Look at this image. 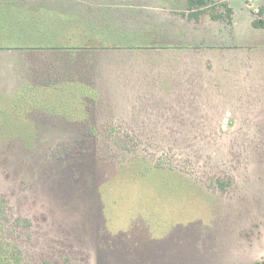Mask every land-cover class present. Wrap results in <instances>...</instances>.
Masks as SVG:
<instances>
[{
  "label": "rangeland",
  "instance_id": "obj_1",
  "mask_svg": "<svg viewBox=\"0 0 264 264\" xmlns=\"http://www.w3.org/2000/svg\"><path fill=\"white\" fill-rule=\"evenodd\" d=\"M150 3L156 15L185 7ZM257 5L218 0L213 26L224 31L223 43L205 38L191 57L181 52L174 66H159L163 74L200 63L186 78L172 73L147 85L140 78L132 88L127 69L143 74L155 65L139 57L144 32L111 24L88 30L100 51L97 90L90 78L87 87L78 78L52 85L29 71L38 57L50 63L58 56L54 46L83 20L80 8L56 16L50 30L32 9L1 11L0 198L32 222L14 234L28 261L264 264V23ZM115 9L109 20L143 14ZM39 33L55 38L37 42ZM203 57L219 74L206 77Z\"/></svg>",
  "mask_w": 264,
  "mask_h": 264
},
{
  "label": "crops",
  "instance_id": "obj_2",
  "mask_svg": "<svg viewBox=\"0 0 264 264\" xmlns=\"http://www.w3.org/2000/svg\"><path fill=\"white\" fill-rule=\"evenodd\" d=\"M152 1L154 0H0V5L6 6L5 8H0V13L2 14V16H4L5 13L1 11L5 10L6 12L7 10L8 12H11V14H13L12 12L15 11V14L18 15L16 12H25L24 10L32 9L36 11L35 13L42 19V21L45 18L46 22H48L46 28L50 30V28L55 29L56 27V23L54 21V18L56 16H59L60 18H69V16L71 15L69 13L70 11L73 12L76 9L80 8L81 11L84 12V15L82 17L83 20H79L78 24L73 26L71 32H68V30L65 32V36L63 37V39L66 40H64V43H62V45L54 46L56 48L54 49V53L58 56L55 57V59L50 60V63H47L48 57H38L36 59L38 62V69L36 70V64L34 65V70L30 69L33 67V65L30 63L29 71L33 72L34 77L47 78V82L49 84H52V82H54L51 81V79L53 78H78V83L80 85H84V87H87L88 78H90L95 83L94 88L96 90L97 88H101V86H103L99 81V78H101V68H99L98 64H95L94 61L95 56H97L100 51L96 50V43H94L96 42V38H93V33H90L88 30L100 26L108 27V24H111L112 28L120 27L121 29L127 30L128 26L131 27V30L140 29L144 32L142 34H139L140 41H145V43H138L141 45L138 48L144 51L145 55L139 57H142V61L145 62L148 59L153 60L155 62V65H152L151 69L147 73L143 74H140L139 72L133 71V69L128 68L127 70L131 72L129 76H131V83L133 84L131 85L132 88L135 85L134 81L140 78H142L143 80L142 84L146 85L149 84L150 77L159 78L172 73L177 76V79H181L184 77L186 78L190 71L196 69V67H199L200 63H195L193 64V66H191V64H187L188 68L183 69L173 67L172 69L166 70L163 68L164 72L170 71L163 74L160 73L159 66L164 63L165 65L173 64L174 66L175 61L179 59L177 57L182 54L181 52L187 54L186 58L191 57L190 53H193L196 50L198 52V48L201 47V45L206 47L204 43L205 38H215L216 41L213 44L216 45L223 43L218 39V36L223 34L224 31L213 26V24L216 23L207 13L202 14V16H199V18L195 17L194 15L198 10L188 7L189 4L187 3V0H169L170 3H176L178 1L182 2L183 6L185 5L184 9L171 10L162 8L159 9L160 12H166L160 15H156L158 11L157 8H153L150 6V2ZM213 1L215 3L218 0ZM247 1L248 4L251 5L255 2H258L260 4L257 5L258 7L254 11V13H261L264 23V0ZM119 5H127L130 6V8H137V10L135 9L136 12H143V14L141 17H139L137 14H132L128 19H123L117 14L111 20H109L108 12L116 13L117 9L115 8H117V6ZM193 16L195 18H193ZM10 18L11 17L8 15V18L6 19ZM73 21L74 19L72 20V22ZM16 27L17 26L15 25H11L9 28L13 31L18 32L19 30H16ZM79 28L81 29V32L79 31ZM215 29L220 31L216 32ZM84 30L86 31L84 32ZM151 30H155L154 33L159 36V41L153 42V40H151ZM40 34L41 33L37 35V42H39V40H41V42L42 40H46V43H50L55 38L54 34L50 35L48 33L43 37L40 36ZM164 34L169 35L164 36ZM129 44L130 45H128L126 49L131 48V42ZM38 47L41 48V46ZM89 58L92 60L90 61ZM186 58H183L182 56V59L185 62ZM200 61L206 63V65H204L205 69L200 67L206 73V77H209L211 74H219V71H221L219 69H209V65L211 63L210 58L203 57L202 59H200ZM215 61L218 64V68H222L224 66L220 62L224 61V58H222L220 61H217V59H215ZM181 70L187 73L185 75H180L179 71ZM52 85H47L46 87H50ZM196 87L197 88L195 89V91L199 92V82ZM195 97L197 98L198 94H195ZM83 98L86 100L87 96ZM155 106L156 105H153L152 107ZM158 107L159 106H157V108ZM148 108H151V106H148Z\"/></svg>",
  "mask_w": 264,
  "mask_h": 264
},
{
  "label": "trees",
  "instance_id": "obj_3",
  "mask_svg": "<svg viewBox=\"0 0 264 264\" xmlns=\"http://www.w3.org/2000/svg\"><path fill=\"white\" fill-rule=\"evenodd\" d=\"M188 2L191 9L198 10L195 15L208 13L212 19H220V16L213 12L214 2L212 0H188ZM231 183V181L224 182L219 187L226 191ZM20 228L30 230L32 228L31 220L15 216L8 202L4 198L2 200L0 198V264H36L25 258L18 238L14 236ZM43 264L53 263L45 261Z\"/></svg>",
  "mask_w": 264,
  "mask_h": 264
}]
</instances>
